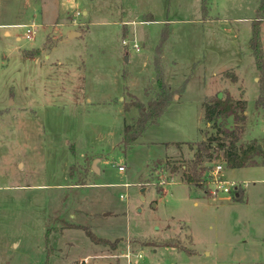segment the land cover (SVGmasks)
<instances>
[{"label":"rangeland","instance_id":"obj_1","mask_svg":"<svg viewBox=\"0 0 264 264\" xmlns=\"http://www.w3.org/2000/svg\"><path fill=\"white\" fill-rule=\"evenodd\" d=\"M260 1L0 0V264H264V165L224 166L238 201L171 173L218 128L244 127L239 142L264 152L249 48ZM158 75L172 100L125 146ZM219 94L245 102L244 124L205 123ZM168 239L187 251L145 246Z\"/></svg>","mask_w":264,"mask_h":264},{"label":"trees","instance_id":"obj_2","mask_svg":"<svg viewBox=\"0 0 264 264\" xmlns=\"http://www.w3.org/2000/svg\"><path fill=\"white\" fill-rule=\"evenodd\" d=\"M259 8L256 11V17L252 20L251 36L249 38L250 54L254 59L255 69L258 74V91L259 95L255 100V108L261 109L264 113V51L261 40V25L263 24L264 15L261 13L264 10V0L260 1ZM156 84L159 93L154 100H150L147 106L144 107L138 103L133 105L139 111L138 118L134 125L125 126L124 129V145L130 146V143L136 140L144 131L147 124L155 123L156 120L163 114L170 100H172L173 93L170 91L169 86L165 83L163 76L158 75ZM231 81L235 82L236 77L232 76ZM236 105V107H235ZM232 100L230 95L224 98H219L218 95L209 101V104H204L203 119L205 123L211 124L213 129L216 128L215 120L217 118L232 114L234 120L244 124L245 122V102L241 101L238 104ZM241 110V111H239ZM240 112V113H238ZM244 126V125H243ZM134 127V130H133ZM244 131V127L240 126L235 130H220L217 129L218 135L208 136L207 139H202L191 145L194 150L193 159L190 162H185L179 167H172L171 173L177 172L182 169L183 182L189 187L199 188L201 181L204 179L203 174L205 170L212 169L210 166L213 161L220 160L226 169H240L250 168L253 166L264 165V152L259 149V143L255 140H250L249 143L242 144L239 142L240 135ZM202 132V130H201ZM180 146V144H176ZM160 192V190H158ZM242 193L237 192L234 200H240ZM72 229H83L86 236L90 241L96 245L108 246L112 250H116V242L111 243L106 239L97 238L93 232L85 227L70 226ZM148 247H172L180 251H187L185 246L179 245L173 239L167 241H150L145 244Z\"/></svg>","mask_w":264,"mask_h":264},{"label":"built area","instance_id":"obj_3","mask_svg":"<svg viewBox=\"0 0 264 264\" xmlns=\"http://www.w3.org/2000/svg\"><path fill=\"white\" fill-rule=\"evenodd\" d=\"M32 34H34V29L32 26H30L29 28H27V32H26V38H31ZM129 41L123 40L121 43L124 46L128 45ZM132 43V48L138 52L140 51V46L138 45V43H136L135 38H133L131 40ZM119 171H124V168L121 166L118 168ZM224 169V164L223 163H217L216 166H214L212 168V171L210 172V174H207L206 176H204V179H208L209 180V184L213 185V191L214 193L217 192H221L223 194L226 195H234V193L236 194V192L241 189V184L238 182H227L222 180L221 177V172ZM127 258L129 257L128 255L126 256ZM139 258L141 257L140 255L138 256Z\"/></svg>","mask_w":264,"mask_h":264},{"label":"crops","instance_id":"obj_4","mask_svg":"<svg viewBox=\"0 0 264 264\" xmlns=\"http://www.w3.org/2000/svg\"><path fill=\"white\" fill-rule=\"evenodd\" d=\"M124 20H125V19H124ZM70 33H71V32H70ZM70 33H69V34H70ZM79 33H80V35H82V32H79ZM69 34H68V35H69ZM249 48H250V47H249ZM216 77H217V74H216ZM238 79H239V76H238ZM255 81H258V76L255 77ZM238 82H239V81H238ZM238 82H237V83H238ZM237 83H232V82H231V83H229L228 86H229L230 89H233V88L235 87V85H237ZM216 86H218V85H216ZM216 86H215V87H216ZM176 97H177V96H176ZM177 99H178V97H177Z\"/></svg>","mask_w":264,"mask_h":264},{"label":"water","instance_id":"obj_5","mask_svg":"<svg viewBox=\"0 0 264 264\" xmlns=\"http://www.w3.org/2000/svg\"><path fill=\"white\" fill-rule=\"evenodd\" d=\"M69 38H73V37H77V36H80V33L79 32H71L69 35ZM219 97H221V94H219ZM259 149H261V147L259 146Z\"/></svg>","mask_w":264,"mask_h":264}]
</instances>
